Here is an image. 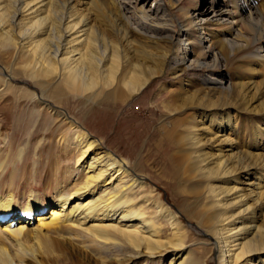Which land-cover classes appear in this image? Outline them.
<instances>
[{"label": "bare ground", "instance_id": "1", "mask_svg": "<svg viewBox=\"0 0 264 264\" xmlns=\"http://www.w3.org/2000/svg\"><path fill=\"white\" fill-rule=\"evenodd\" d=\"M111 2L117 10L116 16L110 12V8H106L104 0H96L101 9L106 8L108 14L110 13L107 27L119 42L109 40L100 29L90 26L83 13H78L81 0L76 1V4L74 0H68V3L59 0H0V47L19 51L28 57L26 67L29 76L40 88L38 95L32 96V100L34 99L35 104L50 109L52 115L62 120L68 121L69 118L55 109L56 106L44 101L45 97H48L47 89L60 91L62 87H66L84 95L87 91L108 89L115 83L116 87L123 84L130 92H138L146 86L151 76L162 71L167 56L153 53L149 49H140L134 40H130L132 34L148 38L145 39L148 42L175 40L176 44L184 48L173 57L174 77L189 72V77L196 76L207 89L225 94H233L234 87L231 86L228 77L216 76L215 71L222 61L228 59L230 51L235 54L254 48L255 52L251 55L248 53L247 57L250 56L255 61H264V0H208L196 9L195 5L191 4L187 13L182 15L184 22L187 18L191 20L189 27H185V23L176 25L180 15H176L173 9L179 10L182 0H111ZM194 30L197 31L196 42L201 51L200 59L193 56L189 47L190 38H194L191 35ZM212 30H215L218 37L217 50L211 43L214 39L210 34ZM130 53L136 55L135 59L129 56ZM155 57L162 63L151 69L150 64L154 62ZM251 60L246 59V63L251 64ZM248 69L254 76L259 75L256 74V68L249 66ZM120 74H123L122 77ZM53 78H58L60 82L53 85L55 80ZM190 82L186 79L183 85ZM254 85L253 83L250 85L251 92L258 89ZM121 97L122 93L117 90L109 93L105 100ZM210 109L211 106H204L205 115L202 120L197 121L193 128L197 133L191 138L197 147L205 141L204 144L207 145L226 144L228 149L226 152L229 155L220 156L205 166V171L211 176L225 181L224 185L217 183L209 192L216 197V204L220 209L230 212L220 219L217 237L220 242L218 241L216 245L220 256L224 258V264H264V257H260L264 254V234L257 236L259 228L255 223L258 216L256 210L246 203L251 199H255L256 204L259 202V198L264 195V181L260 183V175L256 176L258 172L256 167L247 164V159L236 156L227 137L221 136L226 127L222 129V125L229 117L222 118L211 134L199 138V127L210 121L208 115ZM68 125L73 136L66 146L71 144L77 148L74 166L70 173L63 175L50 173L48 177L49 180H56L53 177H62L64 181L68 178L75 183L72 187L66 188L64 181L59 180L58 184L55 182L54 186L59 189L56 190L50 210H47V205H42V199L37 195H30L31 198L24 204L22 211L15 213L14 196L6 194L5 197H0V240L4 244L0 247V264L28 262L44 264V256H49L47 254L51 250L55 251L53 247L68 250L67 243H64L67 240L59 242L55 238L52 239L51 234L61 238L64 234L69 235V231L74 228L86 231L87 234L91 233L94 238L90 239L91 242L99 245L102 251L113 247V234L122 236L129 247L133 248L131 252L126 249L127 254L123 259L126 263L144 257L153 259L171 252L173 255L170 264H190L186 262L188 259L186 253H183L181 236L176 232L172 233L175 241L172 239L166 243H162L161 239L158 241L157 235L160 232L156 221H153V217L148 213L150 210L143 206L145 202L138 203L135 196L136 190L140 191L143 183L138 178L135 179L126 167L125 161L116 158L87 131L85 132L81 125L71 120L68 121ZM209 127L211 124L201 131ZM6 137L0 132L4 146L8 140ZM16 155L17 161L21 162L25 149L19 148ZM257 160L264 168V155ZM231 163L235 165L234 168L229 166ZM4 172L6 170L0 164V175H4ZM239 173L244 174L243 178ZM37 175L32 177L33 180H37ZM245 191L253 196H246ZM214 203L213 201L211 204ZM37 212L48 213L38 216L37 224L33 227V215ZM158 213L161 214V210ZM209 229L212 231V226ZM43 230L46 232L42 233ZM72 235L73 233L70 236ZM85 241L83 240V243ZM53 242L58 245H52ZM258 243L262 244L257 245ZM7 247L11 248L13 257L10 256V252L8 253ZM81 256L83 257V254ZM251 258H255V262Z\"/></svg>", "mask_w": 264, "mask_h": 264}, {"label": "rangeland", "instance_id": "2", "mask_svg": "<svg viewBox=\"0 0 264 264\" xmlns=\"http://www.w3.org/2000/svg\"><path fill=\"white\" fill-rule=\"evenodd\" d=\"M59 1L68 3V0ZM74 1L76 4V1L80 0ZM205 1L208 0H182L179 10L173 9L176 15H180L176 25L180 26L185 23V27L191 26V20L187 18L184 22L182 15L187 13L191 4H194L196 9ZM104 2L106 8H110V12L116 16L117 10L111 0H104ZM106 8L101 9L96 4V0L93 3L81 0L78 13H83L90 26L100 29L109 40L119 42L107 27L110 13L108 14ZM210 34L214 37L211 42L212 46L217 50V34L215 30L210 31ZM191 35L194 38H190L189 47L193 56L200 59L201 51L196 42L197 31H192ZM145 39L148 38H143L138 34H132L130 38L139 45L140 49L165 54L167 58L162 65V71L151 76L142 90L130 92L125 85L119 84L116 87L113 83L108 89L91 90L80 95L72 89L62 87L60 91L47 89L46 95L49 98L45 97L44 101L56 106L55 109L69 118L68 121L71 120L81 125L85 132L87 131L116 158L125 161L126 167L135 179L141 180L142 189L136 190L135 196L138 198V203L145 202L143 206L148 208V211L150 210L148 213L153 217V221H156L160 232L157 235L158 241L160 239L162 243L171 239L175 241L172 233L176 232L181 236L183 253H186L188 258L186 262L224 264V258L220 256L216 245L218 241L220 242L217 238L218 225H220L221 217L230 212L220 209L216 204V197L212 196L209 191L217 183L224 185L225 181L211 176L205 171V166L220 156L229 155L226 152L228 149L226 144L207 145L204 144L205 141L197 147L191 136L197 133L193 128L198 123L197 121L202 120L205 115L204 106H211L208 112L210 121L199 127L200 139L211 134L222 118L229 117V120H225L222 125V129L226 127L221 136L227 137L236 156L247 159V164L256 167L258 171L256 176L260 175V183L264 181V177H261L264 176V168L257 160L264 155V61H255L252 57H247L248 53L251 55L255 52L254 48L235 54L230 51L228 59L222 61L215 71L216 76L228 77L231 86L234 87L233 94H225L218 90L207 89L200 83L199 78L193 75L189 77V72L174 77L173 57L184 48L176 44L175 40L156 43ZM23 55L19 51L0 47V132L8 139L5 146L0 139V164L6 170L0 177V180L2 179L0 197H5L6 194L14 196L13 211L15 213L22 211L24 204L31 198L30 195H37L42 199V205H47V210H50L56 190L59 189L54 186L55 182L58 184L64 179L53 177V175L50 177L56 180H49L48 176L50 173H61L62 175L70 173L77 153L74 145L66 146L73 136L68 121L52 115L50 109L41 107V104H35L34 99L32 100V96L36 95L40 88L30 78L26 67L28 57ZM129 56L133 59L136 57L131 53ZM249 58L252 59L251 64L246 63V59L248 61ZM153 60L154 62L150 64L151 69H155L162 63L156 57ZM249 66L256 68V74L259 75L251 74ZM122 75L119 76L122 77ZM53 79H55L53 85L60 82L58 78ZM186 79L191 82L183 85ZM252 83L255 84L256 89L258 88L256 92L250 90ZM117 90L122 93L120 99L105 100L109 93ZM209 124L211 127L201 131ZM19 148L25 149L21 162L17 161L16 155ZM212 156L214 157L210 159ZM229 166L234 168L235 165L231 163ZM36 174L39 175H37L39 179L33 180L32 177H36ZM239 176L243 178L244 174L239 173ZM64 183L65 187L69 188L75 181L71 182L67 178ZM245 195L253 196L247 191ZM259 199L257 204L255 199L246 202L256 210L258 218L255 224L259 228L258 237L264 234V195ZM213 201L215 203L211 204ZM159 210L161 214L158 213ZM44 213L48 212L34 213L33 227L37 224V217ZM210 226H212V231L209 229ZM44 232L46 230L42 233ZM69 232V235L64 234L61 238L51 234L52 239L55 238L59 242L67 240L64 243H67L68 250L53 247L55 251L51 250L47 254L49 256H44V264H170L173 255L167 252L161 257L153 259L144 257L126 263L123 259L127 250L131 252L133 248L129 247L124 238H121L122 236L113 234V247L102 251L99 245L91 242L90 239L94 240L91 233L87 234L86 231L76 228ZM72 233L74 236H70ZM78 235L84 241L85 239L89 241L86 240L87 243L86 241L83 243ZM259 243L257 245L262 244ZM3 245L0 240V247ZM52 245H58V243L53 242ZM115 246L118 248L116 249ZM7 248L9 253L11 248ZM10 253L13 257V252ZM260 257H264V254ZM251 259L255 262V258Z\"/></svg>", "mask_w": 264, "mask_h": 264}]
</instances>
